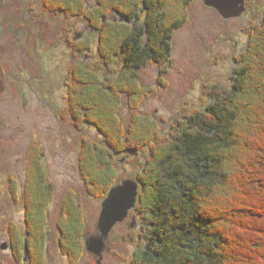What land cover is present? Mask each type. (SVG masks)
<instances>
[{
    "label": "trees",
    "instance_id": "trees-1",
    "mask_svg": "<svg viewBox=\"0 0 264 264\" xmlns=\"http://www.w3.org/2000/svg\"><path fill=\"white\" fill-rule=\"evenodd\" d=\"M195 1L95 0L89 7L86 0H42L46 12L84 19L97 35L98 64L78 59L67 85L71 125L92 127L102 138H81L80 174L88 194L103 201L120 183L116 157L144 153L131 179L139 183L131 212L137 213L144 244L134 248L130 264H264V4L245 49L234 58L230 89L207 87L213 101L175 121L172 137L161 135L149 114L136 111L153 91L139 83L138 70L169 62L173 34L187 22ZM69 46L83 56L92 40L87 35ZM123 97L130 109L127 123L119 116ZM43 157L33 142L22 197L15 179H9L12 199L26 214V241L19 229L12 231L15 225L8 228L18 264L25 248L33 263L41 264L49 236L54 190ZM56 229L60 253L77 264L85 253L86 228L72 193L60 205Z\"/></svg>",
    "mask_w": 264,
    "mask_h": 264
},
{
    "label": "rangeland",
    "instance_id": "rangeland-1",
    "mask_svg": "<svg viewBox=\"0 0 264 264\" xmlns=\"http://www.w3.org/2000/svg\"><path fill=\"white\" fill-rule=\"evenodd\" d=\"M86 1L89 7L95 4V0ZM263 4L264 0H247L239 18L223 20L202 0L195 1L189 7L187 22L173 34L169 62L162 68L147 63L138 70L139 83L153 91L141 100L136 111L149 114L161 128V135L172 137L175 121L203 111L213 101L205 93L207 87L230 89L235 76L234 58L245 49ZM111 17L134 23L120 16ZM87 35L92 49L85 52L86 56L82 53L77 57L69 41ZM96 46L97 35L84 19L50 14L44 10L42 0H0V264H15L10 250L1 249L11 240L9 226L15 225L12 231L17 228L25 241L27 238L25 208L12 199L9 179H15L22 197L26 153L33 142L43 150V164L54 190L46 227L50 238L40 257L42 264H69L59 251L56 229L60 205L68 193L81 205L86 228L85 253L77 264H97V257L85 249V239L98 233L102 199L88 194L78 154L82 137L96 141L102 138L92 127L74 128L67 110L69 69L78 59L97 65ZM160 68L164 71L161 82ZM119 116L126 123L130 117L125 97ZM133 154L116 157L118 182L134 179L138 165L144 162L143 152ZM138 221L137 213L130 211L128 218L112 229L102 264H130L134 248L144 244Z\"/></svg>",
    "mask_w": 264,
    "mask_h": 264
},
{
    "label": "water",
    "instance_id": "water-1",
    "mask_svg": "<svg viewBox=\"0 0 264 264\" xmlns=\"http://www.w3.org/2000/svg\"><path fill=\"white\" fill-rule=\"evenodd\" d=\"M202 2L206 7L214 9L223 20H229L239 18L244 13L247 0H202ZM138 198L139 183L129 179L110 189L102 201L97 224L98 233L85 239V249L97 257V264H102L106 241L112 229L128 218ZM134 224L132 223L131 227ZM4 248L6 246H2V249Z\"/></svg>",
    "mask_w": 264,
    "mask_h": 264
},
{
    "label": "flooded vegetation",
    "instance_id": "flooded-vegetation-1",
    "mask_svg": "<svg viewBox=\"0 0 264 264\" xmlns=\"http://www.w3.org/2000/svg\"><path fill=\"white\" fill-rule=\"evenodd\" d=\"M9 235H10V233H9ZM49 238H50V236H48V241H49ZM8 243L9 244L6 243L5 245H3V246H6V248L2 249V247H1V249L2 250H10L15 264H18V262L16 260L15 251H14V248H13L14 242H13V238L12 237H11V240ZM49 248H50V246H49ZM47 253H48V245H47ZM22 262H23V264H34L33 260H32V257H31V254L29 253V251L26 248L24 249V255H23V258H22ZM43 264H46V263L44 262Z\"/></svg>",
    "mask_w": 264,
    "mask_h": 264
},
{
    "label": "bare ground",
    "instance_id": "bare-ground-1",
    "mask_svg": "<svg viewBox=\"0 0 264 264\" xmlns=\"http://www.w3.org/2000/svg\"><path fill=\"white\" fill-rule=\"evenodd\" d=\"M121 183V182H120ZM119 185V184H118Z\"/></svg>",
    "mask_w": 264,
    "mask_h": 264
}]
</instances>
